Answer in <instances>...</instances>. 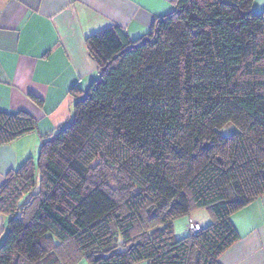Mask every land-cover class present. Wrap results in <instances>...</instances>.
I'll use <instances>...</instances> for the list:
<instances>
[{
	"label": "trees",
	"instance_id": "obj_1",
	"mask_svg": "<svg viewBox=\"0 0 264 264\" xmlns=\"http://www.w3.org/2000/svg\"><path fill=\"white\" fill-rule=\"evenodd\" d=\"M253 1L171 0L139 38L118 26L85 38L98 78L0 184V264H220L240 237L231 215L264 194ZM36 130L25 110H0V145ZM199 209L209 223L176 238L175 219Z\"/></svg>",
	"mask_w": 264,
	"mask_h": 264
},
{
	"label": "crops",
	"instance_id": "obj_2",
	"mask_svg": "<svg viewBox=\"0 0 264 264\" xmlns=\"http://www.w3.org/2000/svg\"><path fill=\"white\" fill-rule=\"evenodd\" d=\"M171 9V0H0V110H25L37 120L36 131L0 145V184L9 170L36 160L44 135L69 123L77 99L71 90L84 94L98 78L85 38L110 26L139 38ZM6 220L0 215V244ZM230 220L240 237L219 263L264 264V194ZM189 222L203 227L209 218Z\"/></svg>",
	"mask_w": 264,
	"mask_h": 264
},
{
	"label": "rangeland",
	"instance_id": "obj_3",
	"mask_svg": "<svg viewBox=\"0 0 264 264\" xmlns=\"http://www.w3.org/2000/svg\"><path fill=\"white\" fill-rule=\"evenodd\" d=\"M252 10L261 12L264 10V0H254L252 5ZM237 130V127L229 122L224 126L218 128V132L222 135H229ZM57 131V130H56ZM37 158V157H36ZM208 214L205 209H199L195 212L178 217L174 221V235L176 238H181L187 235L186 225L189 220H199V221H208ZM83 264H87L85 261H82Z\"/></svg>",
	"mask_w": 264,
	"mask_h": 264
},
{
	"label": "built area",
	"instance_id": "obj_4",
	"mask_svg": "<svg viewBox=\"0 0 264 264\" xmlns=\"http://www.w3.org/2000/svg\"><path fill=\"white\" fill-rule=\"evenodd\" d=\"M201 229V226L198 224V223H195V222H189L187 225H186V230L190 233H193L195 231H198Z\"/></svg>",
	"mask_w": 264,
	"mask_h": 264
},
{
	"label": "water",
	"instance_id": "obj_5",
	"mask_svg": "<svg viewBox=\"0 0 264 264\" xmlns=\"http://www.w3.org/2000/svg\"><path fill=\"white\" fill-rule=\"evenodd\" d=\"M206 146V145H205Z\"/></svg>",
	"mask_w": 264,
	"mask_h": 264
}]
</instances>
